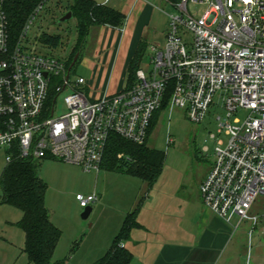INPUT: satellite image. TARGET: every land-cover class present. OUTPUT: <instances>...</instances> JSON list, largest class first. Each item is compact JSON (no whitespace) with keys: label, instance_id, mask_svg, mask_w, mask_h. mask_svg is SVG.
I'll return each mask as SVG.
<instances>
[{"label":"built area","instance_id":"built-area-1","mask_svg":"<svg viewBox=\"0 0 264 264\" xmlns=\"http://www.w3.org/2000/svg\"><path fill=\"white\" fill-rule=\"evenodd\" d=\"M2 1L0 150L6 164L16 155L52 158L99 172L110 134L145 143L166 99L167 107L182 109L192 123L202 122L214 107L223 111L214 117L227 139L214 146L199 187L202 202L227 220L237 215L256 225L249 211L264 195V0H180L168 14L163 46H149V69L141 68L140 59L132 83L95 99L84 91L82 76L71 80L67 59L25 43L29 24L50 0L37 4L15 44ZM190 2L208 8L196 15ZM65 89L66 111L54 116L56 97ZM240 110L248 111L243 120L236 117ZM96 199L95 193L76 195L82 208Z\"/></svg>","mask_w":264,"mask_h":264},{"label":"crops","instance_id":"crops-1","mask_svg":"<svg viewBox=\"0 0 264 264\" xmlns=\"http://www.w3.org/2000/svg\"><path fill=\"white\" fill-rule=\"evenodd\" d=\"M93 1L114 8L124 16L119 26H92L86 37V70L90 77L84 78L83 89L88 96L95 99L123 89L129 61L140 42L146 47L158 39H165L168 28L166 6L170 4L166 0ZM210 166L211 163L204 176L195 184L183 181L178 169L167 168L165 165H162L151 185L139 177L137 178L140 181L137 182L129 179L133 182L135 194L127 201H121L119 197L120 203H113V209L107 214L104 211L109 205V189L100 179L104 175H97L94 209L97 212V221L104 222L105 230L96 236L93 261L106 252L125 215L142 197L136 214L138 225L131 229L129 237L123 242L132 253L130 264H238V256L242 255L246 238L244 230L247 228L242 225L237 215L227 220L203 204L199 187ZM101 170L124 174L108 169ZM48 209L50 220L57 225L49 207ZM20 215L22 216V212ZM20 215L13 220H6V223H16L21 218ZM22 232L23 242L19 240L18 250L24 257L18 264H30L23 251L25 235L23 230ZM3 240L13 245L7 238ZM14 254L5 252L0 264H16ZM75 260L74 264L93 262H89V259Z\"/></svg>","mask_w":264,"mask_h":264},{"label":"rangeland","instance_id":"rangeland-1","mask_svg":"<svg viewBox=\"0 0 264 264\" xmlns=\"http://www.w3.org/2000/svg\"><path fill=\"white\" fill-rule=\"evenodd\" d=\"M69 1L50 0L45 8L36 15L29 24L25 37V43L29 48L53 53L64 60L67 59L76 42V22L73 17L63 22H59L58 19L67 12ZM207 8L208 4L191 2L188 4V9L196 15H201ZM174 12L175 9L171 5L166 6V15ZM42 32L60 34L62 37L61 46L55 50H49L43 46L38 41V37ZM164 42L165 39L161 38L151 44L162 47ZM151 44L145 47L141 56L140 66L145 71L150 67L148 60ZM87 53L85 45L80 51L78 61L71 69V80L76 79L78 76L85 79L90 77L89 71L86 70ZM67 93L68 89H65L57 95L54 103V116L63 114L66 111L63 97ZM216 110L218 113H223L222 109L212 107L202 122L192 123L187 119L182 109L166 107L161 111L149 135V146L165 152L163 165L167 168L178 169L181 179L185 182L195 184L204 176L212 161V153L217 140L222 139L225 141L227 139L223 132L217 131V120L214 117V111ZM247 114L248 111L240 110L236 113V117L243 120ZM212 133L215 134L214 138L211 137ZM5 166L4 153L0 150V175ZM38 173L47 183L45 203L50 208L53 219L57 225L59 224L58 226L55 225L61 230V236L54 250L52 260L63 264H74L75 259H89V262H92L94 260V247L97 245L96 236L105 230V224L102 220L97 221L94 202L89 205L91 211L88 217L83 219L80 215L84 208L80 207L76 195L94 194L97 175H100V177L104 175L100 179H102V184L108 186L109 189V196L107 197L109 205L104 211L107 214L113 209V203L117 205V203H120L119 199L127 201L135 194L136 190L132 184L133 182L129 179L135 182L140 181V179L127 173L120 174L104 170L86 172L76 164L52 158L40 160ZM20 214V209L7 203H0V262L5 252L7 254L15 253L16 264L22 261L24 257V254L19 253L18 250L19 240L23 242L21 228L15 223H6V220H13L16 216L19 217ZM249 214L256 215L257 222L253 226L250 219L242 221V225L247 228L244 230L246 238L242 255L238 256L237 263L264 264V195L256 197ZM3 238L10 240L13 245L4 242ZM4 245L6 247H3Z\"/></svg>","mask_w":264,"mask_h":264},{"label":"trees","instance_id":"trees-1","mask_svg":"<svg viewBox=\"0 0 264 264\" xmlns=\"http://www.w3.org/2000/svg\"><path fill=\"white\" fill-rule=\"evenodd\" d=\"M41 0H3L2 9L5 12L9 38L17 43L27 19ZM171 6L180 0H166ZM70 11L76 24V42L67 56V66H70L75 55L76 62L84 46L86 37L92 26L109 24L119 26L124 16L118 10L106 5L97 4L93 0H70L67 12ZM38 41L49 49H58L62 44L60 34L42 32ZM145 45L140 42L127 68L126 83L130 84L135 78V70L144 52ZM73 65V66H74ZM72 66V67H73ZM56 93L51 92L49 104L54 101ZM167 107L164 101L152 119L148 138L151 134L161 111ZM147 140L136 144L111 133L104 152L101 169L124 172L147 182L151 185L157 178L165 159V152L149 147ZM122 153L123 156L118 157ZM40 161L15 156L6 164L1 174L2 194L0 203H7L22 212L21 218L15 223L24 231L25 240L23 251L30 264H63L52 260L56 245L61 236V230L50 220V211L45 203L47 183L40 177L38 168ZM142 197L135 207L124 217L120 229L113 237L106 252L90 264H130L132 253L123 242L129 237L132 228L138 225L136 214L141 205Z\"/></svg>","mask_w":264,"mask_h":264},{"label":"water","instance_id":"water-1","mask_svg":"<svg viewBox=\"0 0 264 264\" xmlns=\"http://www.w3.org/2000/svg\"><path fill=\"white\" fill-rule=\"evenodd\" d=\"M71 17H72V14H71L70 11H68V12H66L63 16H61V17L58 19V21H59V22L67 21V20L70 19ZM76 58H77V55H75V57H74L72 63L70 64L69 69H68V72L70 71V69H71L72 66L74 65V63H75V61H76ZM67 77H68V74H67ZM90 211H91V207H90V206H87V207H85V208L83 209V211H82V213H81L80 216H81L83 219H86V218L88 217Z\"/></svg>","mask_w":264,"mask_h":264}]
</instances>
